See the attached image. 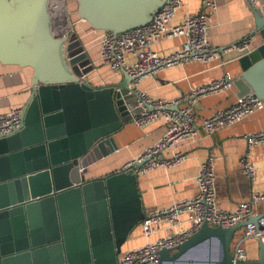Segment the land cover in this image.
<instances>
[{
    "label": "water",
    "instance_id": "water-1",
    "mask_svg": "<svg viewBox=\"0 0 264 264\" xmlns=\"http://www.w3.org/2000/svg\"><path fill=\"white\" fill-rule=\"evenodd\" d=\"M69 1L91 29L118 35L149 24L169 0H0V65L31 70L22 124L0 137V264H118L144 216L131 170L87 178L118 150L115 136L138 112L128 110L135 99L125 95L126 75L101 86L80 79L91 67L80 63L87 55L68 34ZM250 6L259 43L239 55L236 86L264 103V13ZM245 224H203L174 250H161L157 264L208 246L213 255L203 264H232L231 242ZM256 247L246 264H264V243Z\"/></svg>",
    "mask_w": 264,
    "mask_h": 264
},
{
    "label": "built area",
    "instance_id": "built-area-1",
    "mask_svg": "<svg viewBox=\"0 0 264 264\" xmlns=\"http://www.w3.org/2000/svg\"><path fill=\"white\" fill-rule=\"evenodd\" d=\"M255 1L251 0L253 3ZM200 4V13L186 15L180 24L172 25L173 17L183 7V1L169 0L154 13L149 24L118 35L87 28L85 22L76 17L75 11L67 9L71 21L68 34L74 33L77 40L94 38L92 43L99 47L98 63L109 70L111 78L116 80L113 84L122 82L123 75L131 79L125 95L134 97L135 103H129L128 106L132 107L126 109L129 108V113L137 110L138 114L132 116L129 123L137 129H145L158 122L163 125L162 136L125 163L121 171L131 170L136 176H142L155 170L177 168L188 160V156L179 147L197 137V122L201 123L206 135L212 136L264 109V103L253 93L240 94L239 91V95L228 106L215 109L206 117L198 116L195 105L200 100L234 91L238 78L235 79L228 71L204 84L189 86L176 99H152L139 88L143 80L153 78L162 70L191 63L209 65L219 61L225 53L244 54L251 49V43L255 39L253 34L226 49L212 48L209 35L218 3L217 0H200ZM178 37L184 39L180 49L166 54L153 50L156 45ZM80 79L94 85L88 73H82ZM101 85H106L105 81L99 80L98 86ZM113 91L121 92L118 88ZM21 116L20 108H10L0 114V137L18 130L22 124ZM243 138L247 148L242 160V171L253 182L257 170L251 161L252 150L264 147V129L248 133ZM79 170H82L81 167ZM215 180L214 160L209 158L199 165L194 176L197 195L175 201L168 207L145 211L139 224L144 243L121 252L118 264H157L161 250H174L193 236L203 224L231 228L242 223L246 224L232 239L230 257L232 264L253 262L246 247L248 243H264V190L250 193L234 209L225 210L217 204Z\"/></svg>",
    "mask_w": 264,
    "mask_h": 264
},
{
    "label": "crops",
    "instance_id": "crops-1",
    "mask_svg": "<svg viewBox=\"0 0 264 264\" xmlns=\"http://www.w3.org/2000/svg\"><path fill=\"white\" fill-rule=\"evenodd\" d=\"M183 7L175 14L172 25L180 24L186 15H196L201 11L200 0H182ZM251 0H217L218 8L212 17L213 28L209 35V43L217 50L226 49L232 44L247 39L255 30L251 13ZM253 7L264 13V0L252 2ZM68 9L74 11L73 1L68 2ZM83 40V39H82ZM184 39L178 37L160 43L153 50L166 54L181 48ZM255 39L251 47L258 45ZM87 55L80 63L88 62L90 80L94 85L100 81L106 84L115 83L106 67L98 63L99 47L97 44L80 43ZM239 53H225L222 58L209 65L191 63L183 67L162 70L153 78L141 82L139 88L152 99H176L189 86H197L221 76L228 71L235 79L241 73ZM30 69L0 65V114L10 108H20L30 97ZM26 79L27 83H26ZM237 87V86H236ZM224 92L200 100L195 109L199 117L208 116L213 110L228 106L239 89ZM264 129V109L255 113L236 125L219 130L212 136L204 133L201 123L197 122V137L191 142L182 143L180 151L188 156L181 166L169 170H155L146 175L137 176V189L143 212L168 207L175 201L192 198L198 190L194 182L199 165L209 158L214 160L215 194L217 204L225 210H232L246 200L250 193L264 190V147L252 150L251 161L257 170L256 179L249 181L242 171V160L246 152L244 135ZM162 123H154L145 129H137L132 124L115 136L118 150L89 170L87 178L103 176L118 171L121 167L138 156L146 147L154 143L163 134ZM144 243L140 226L132 232L121 252L136 248ZM247 249V247H246ZM249 254V251L247 250Z\"/></svg>",
    "mask_w": 264,
    "mask_h": 264
},
{
    "label": "rangeland",
    "instance_id": "rangeland-1",
    "mask_svg": "<svg viewBox=\"0 0 264 264\" xmlns=\"http://www.w3.org/2000/svg\"><path fill=\"white\" fill-rule=\"evenodd\" d=\"M84 38L86 39L90 37H84ZM92 40L94 41L93 37L92 39L90 38L88 41H86V43L90 45L92 43ZM27 80L28 79H26V83H27ZM253 244L257 246V243H253ZM212 255H213V251L210 246H208L206 250L204 247H200L192 251L187 256H183L182 258H180L175 264H203L204 262L202 261L203 257L206 256L209 259V258H212Z\"/></svg>",
    "mask_w": 264,
    "mask_h": 264
},
{
    "label": "trees",
    "instance_id": "trees-1",
    "mask_svg": "<svg viewBox=\"0 0 264 264\" xmlns=\"http://www.w3.org/2000/svg\"><path fill=\"white\" fill-rule=\"evenodd\" d=\"M73 9H74V11H76V4H75V2H73ZM85 26L87 28H90L86 23H85ZM89 39L90 38H86L85 39V42L88 41ZM82 41L84 42V39L83 40H79L80 43H82ZM93 44H95V43H93ZM238 75H240V73ZM250 244H252V245H250ZM247 250L249 251V254L248 255L250 256V258L253 259V260H255L256 259V256H257V247L253 243H248L247 244Z\"/></svg>",
    "mask_w": 264,
    "mask_h": 264
},
{
    "label": "flooded vegetation",
    "instance_id": "flooded-vegetation-1",
    "mask_svg": "<svg viewBox=\"0 0 264 264\" xmlns=\"http://www.w3.org/2000/svg\"><path fill=\"white\" fill-rule=\"evenodd\" d=\"M86 212H85V205H84V203H83V215H82V219H81V223L83 224V225H85V221H86ZM75 227V226H74ZM86 227V226H85ZM87 228V227H86ZM121 250H122V248H121ZM117 261H118V256H117Z\"/></svg>",
    "mask_w": 264,
    "mask_h": 264
}]
</instances>
